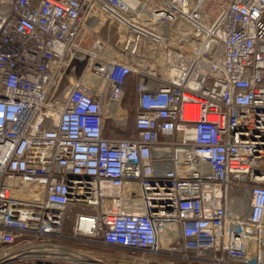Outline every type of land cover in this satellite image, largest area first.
<instances>
[{
    "label": "built area",
    "instance_id": "1",
    "mask_svg": "<svg viewBox=\"0 0 264 264\" xmlns=\"http://www.w3.org/2000/svg\"><path fill=\"white\" fill-rule=\"evenodd\" d=\"M0 264H264V0H0Z\"/></svg>",
    "mask_w": 264,
    "mask_h": 264
},
{
    "label": "rangeland",
    "instance_id": "2",
    "mask_svg": "<svg viewBox=\"0 0 264 264\" xmlns=\"http://www.w3.org/2000/svg\"><path fill=\"white\" fill-rule=\"evenodd\" d=\"M113 29V25H110V27H108L106 30H100L98 32H96L97 35L105 38L106 36H110V41L112 43H115V42H118L116 41L118 38H119V32L117 33H114L112 31ZM130 87L127 88V92H126V96L125 98L123 99V102H122V105H128L129 103H131V97L132 95L130 94V91H129ZM90 248H93L97 254L103 256L104 258H106L107 256H110L112 255V253H118L117 252V249L113 248V247H109V246H102V245H95V244H89L88 245ZM109 258V257H108ZM115 258V257H114ZM126 259L128 261H131L132 260V257L130 256H126Z\"/></svg>",
    "mask_w": 264,
    "mask_h": 264
},
{
    "label": "bare ground",
    "instance_id": "3",
    "mask_svg": "<svg viewBox=\"0 0 264 264\" xmlns=\"http://www.w3.org/2000/svg\"><path fill=\"white\" fill-rule=\"evenodd\" d=\"M209 9H210V11H213L214 14H217V12H218L217 8H214V7L209 6ZM112 31H113L114 33L120 32V30L118 29L117 26H113ZM106 102H107V104H108L109 106H111L112 103H113L112 101H109V100H107Z\"/></svg>",
    "mask_w": 264,
    "mask_h": 264
},
{
    "label": "flooded vegetation",
    "instance_id": "4",
    "mask_svg": "<svg viewBox=\"0 0 264 264\" xmlns=\"http://www.w3.org/2000/svg\"><path fill=\"white\" fill-rule=\"evenodd\" d=\"M117 252H118V254H124V255H126L127 256V253H128V251H126V250H124V249H119V248H117Z\"/></svg>",
    "mask_w": 264,
    "mask_h": 264
},
{
    "label": "crops",
    "instance_id": "5",
    "mask_svg": "<svg viewBox=\"0 0 264 264\" xmlns=\"http://www.w3.org/2000/svg\"><path fill=\"white\" fill-rule=\"evenodd\" d=\"M129 91H130V94L133 95V88L132 87H130Z\"/></svg>",
    "mask_w": 264,
    "mask_h": 264
}]
</instances>
